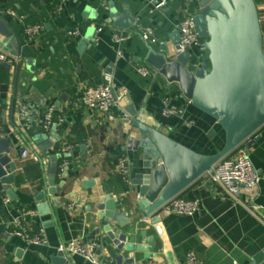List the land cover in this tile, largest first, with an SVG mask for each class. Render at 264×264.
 Returning a JSON list of instances; mask_svg holds the SVG:
<instances>
[{
	"label": "crops",
	"instance_id": "obj_1",
	"mask_svg": "<svg viewBox=\"0 0 264 264\" xmlns=\"http://www.w3.org/2000/svg\"><path fill=\"white\" fill-rule=\"evenodd\" d=\"M111 2L121 11L128 10L136 20L126 30L131 37L122 45L113 41V32L124 29L107 22V5ZM59 3L0 0V41L15 38L14 50L22 46L17 64H0V138L10 142V157L16 164L14 197L0 184V264H52L60 244L74 238L94 242L99 258L110 264H117L119 257L122 264H130L132 258L135 262L150 259L158 264H188V252H193L201 264H264V126L249 144L250 159L262 178L259 188L241 194L243 200L252 198L262 221L235 202L208 174L178 196L200 201V210L193 216H178L162 209L157 214L161 221L153 224L135 203L133 178L142 171L143 154L131 141L141 138L129 122L132 118L157 126L201 154H215L225 144V132L217 120L193 107L177 85L167 84L146 62L147 40L142 38V30L154 29L157 41L148 42L157 54H162L165 47L167 56L172 57L174 33L186 15H195V11L186 0H172L161 9L152 0H68L61 11ZM258 9L264 21V0H260ZM35 25L43 29L40 35L31 37L27 29ZM98 26L104 27L99 33ZM75 29L80 31L79 36L67 34ZM201 52L196 46L189 48L193 56ZM139 65L153 75H142L137 70ZM108 80L116 89L127 90L110 112L80 102L85 86ZM165 101L182 109L183 117L163 116ZM22 104L31 107L27 124L19 117ZM49 108L61 121L47 132L42 124ZM24 148L38 151L42 161L22 158ZM120 153L131 159L132 176L128 180L115 171ZM58 155L62 157L57 160L51 187L49 158ZM52 188L54 194L49 193ZM40 193L45 195L42 202L37 200ZM106 195L118 198L123 212L131 216L122 230L124 234L128 228L133 231L135 238L129 239L128 245L148 246V238L154 237L155 246L149 252L117 249L107 231L109 226L117 230V224H108L97 208ZM5 198L10 202L5 204ZM73 201L78 206L71 209ZM21 228L30 235L42 229L48 243L29 245L22 237L11 235ZM143 231L146 237L141 235ZM69 264L89 263L76 256Z\"/></svg>",
	"mask_w": 264,
	"mask_h": 264
},
{
	"label": "water",
	"instance_id": "obj_2",
	"mask_svg": "<svg viewBox=\"0 0 264 264\" xmlns=\"http://www.w3.org/2000/svg\"><path fill=\"white\" fill-rule=\"evenodd\" d=\"M186 2L195 11L198 37L204 40L207 51L204 60L197 64L189 51L168 57L165 47L161 48L162 54H157L151 43L145 41L146 62L167 84L177 85L193 107L217 120L225 132V144L215 154H201L163 133L157 126L148 125L143 119L129 120L141 136L139 140L131 141L134 148L143 154L142 171L133 178L135 203L153 224L161 221L157 214L170 200L182 194L264 126V34L256 0ZM107 6L108 23L124 30L135 25L136 20L128 10H119L114 2ZM174 37L176 45L179 31L174 33ZM16 42L15 38H8L5 42L0 41V48L18 57L22 46L14 50ZM11 152L10 142L0 138V184L13 198L16 164L10 157ZM61 157L49 158L52 162L49 167L51 187L58 170L57 160ZM49 191L54 194L55 190ZM44 197V193H40L37 200L42 202ZM183 198L188 200L187 196ZM97 208L101 212L100 217L108 224L116 222L118 229L111 230L109 226L107 231L118 250L149 252L155 246L154 237L148 238V246L127 244L129 239L135 238L131 228L127 229V234L122 231L131 216L127 217L123 212V204L118 198L106 195ZM157 230L160 232V228ZM141 235L146 237V231ZM69 262L60 251L52 257V264ZM134 262L133 258L129 260L130 264ZM117 264H122L120 257Z\"/></svg>",
	"mask_w": 264,
	"mask_h": 264
},
{
	"label": "built area",
	"instance_id": "obj_3",
	"mask_svg": "<svg viewBox=\"0 0 264 264\" xmlns=\"http://www.w3.org/2000/svg\"><path fill=\"white\" fill-rule=\"evenodd\" d=\"M68 0H60L58 10H62L64 3ZM172 0H152L154 6L158 9L166 7ZM10 14L15 15L14 11H10ZM103 26H98L96 32L99 33L103 30ZM43 26L35 25L30 26L27 29V33L31 37L40 35ZM180 33L179 42L175 45V55L189 51V48L196 46L202 50L201 53L191 55L192 60L197 64L202 62L206 55V49L202 44V40L198 37L196 30L195 15L188 14L180 22L178 26ZM69 36H79L80 31L78 29L68 30ZM142 38L156 42L157 38L154 29L147 27L141 32ZM131 37L130 32L126 30H115L113 32V41L122 45ZM19 62L18 57L12 55L9 52L0 48V64H8L13 66ZM138 72L144 76H152L153 73L150 69L145 68L141 65L137 66ZM158 74V72H157ZM126 88L121 87L116 89L112 80H108L103 84H97L94 86H85L80 102L91 108L97 109L101 112H110L120 100L126 95ZM29 104H22L19 109V117L24 124L29 123L31 117V109ZM162 114L165 117L179 116L183 117L184 112L177 106L172 105L170 102L165 101L162 107ZM125 118H129L127 114H124ZM61 121L60 118L55 116L54 110L49 108L45 114L42 127L45 131L49 132L52 127ZM191 124V122H188ZM254 136L247 139L242 145H240L231 155L224 158L217 165L212 167L206 174L211 179L222 186L226 194L234 199L235 202L244 206L253 215H255L260 221L261 218L257 215L255 206L251 203L252 198L243 200L241 194L244 191H254L259 188L261 181V175L254 167L250 155H249V144L252 143ZM69 150V148L65 149ZM22 158H32L36 161H41V157L38 151L30 148H24L21 153ZM66 163H64L60 170L64 171ZM115 171L123 178L128 180L132 176V164L130 157L125 153H120L117 156L115 162ZM248 201V202H247ZM9 198L4 199V203H9ZM78 206L76 201L69 204L71 209ZM201 204L199 200H185L181 197H175L170 200L164 207L166 211L178 215V216H193L200 210ZM11 235L22 237L27 244H46L48 243L47 236L42 229L34 235H30L25 228H21L15 232H11ZM97 245L92 241H87L82 238H74L60 244L59 251L64 253L66 259L71 260L73 257L79 256L86 260L89 264H110L101 260L96 252ZM188 264H201V261L193 252H188L186 255ZM132 264H158L154 260L138 261ZM231 264H239L233 262Z\"/></svg>",
	"mask_w": 264,
	"mask_h": 264
},
{
	"label": "trees",
	"instance_id": "obj_4",
	"mask_svg": "<svg viewBox=\"0 0 264 264\" xmlns=\"http://www.w3.org/2000/svg\"><path fill=\"white\" fill-rule=\"evenodd\" d=\"M259 2H260V0H256L257 5H259ZM261 24H262V29L264 31V21H261ZM0 211H1V209H0Z\"/></svg>",
	"mask_w": 264,
	"mask_h": 264
}]
</instances>
